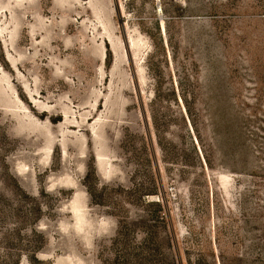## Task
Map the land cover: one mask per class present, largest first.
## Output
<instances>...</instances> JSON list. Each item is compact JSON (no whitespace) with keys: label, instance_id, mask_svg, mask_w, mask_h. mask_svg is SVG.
<instances>
[{"label":"rangeland","instance_id":"obj_1","mask_svg":"<svg viewBox=\"0 0 264 264\" xmlns=\"http://www.w3.org/2000/svg\"><path fill=\"white\" fill-rule=\"evenodd\" d=\"M0 264H264V0H0Z\"/></svg>","mask_w":264,"mask_h":264}]
</instances>
